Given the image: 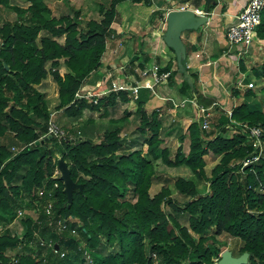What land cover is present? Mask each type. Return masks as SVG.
<instances>
[{"label":"trees","instance_id":"1","mask_svg":"<svg viewBox=\"0 0 264 264\" xmlns=\"http://www.w3.org/2000/svg\"><path fill=\"white\" fill-rule=\"evenodd\" d=\"M28 2L27 8H19L11 0H0V7L14 10L19 17L0 28V220L14 222L18 208L38 207L39 217L37 221L22 218L26 225L23 240L9 229L0 236V264H218L228 245L220 240L223 235L239 240L237 247L229 248L234 256L248 253L246 264H264V156L242 170V161L253 147L239 126L261 127L264 143V103L257 92L246 89L242 103L232 108L231 118L221 112L210 133L202 130L199 121L191 123L185 133L173 123L170 129L180 142L174 155L165 145L171 133L163 135L166 128L160 113L146 111L149 98L142 95L146 89L136 101L141 138L132 139L128 148L123 149L117 128L107 130L99 143L72 139L68 133L62 142L48 139L52 114L39 86L49 76L58 86L56 108L71 117L81 116L85 109L107 114L120 102L131 101L127 91L110 92L97 104L77 100L76 94L102 64L118 5H149L152 0H111L100 21L90 20L83 26L78 15L53 17L44 0ZM213 9L210 4L206 11ZM257 34L264 39V12ZM137 61H131L129 68ZM149 61L145 58L140 67L145 69ZM187 70L192 83L184 78L181 97L192 98L199 106L213 105L214 99L200 92L198 74L188 66ZM163 71L171 73L169 83L175 84L179 70L171 72L166 65ZM255 74L264 79V66ZM257 91H264V86ZM232 94L240 93L234 88ZM128 115L127 111L124 117ZM233 129L239 132L233 134ZM6 137L10 138L2 142ZM186 138L187 153L181 144ZM20 145L25 148L14 155L12 148ZM210 154L220 156V161L208 175ZM61 159L68 164L72 180L82 186L74 190L71 204L64 182L53 178ZM161 165L191 171L193 178L178 177L174 182L186 201L173 198L166 186L151 194ZM203 182L205 193L199 191ZM43 188L54 190L51 216L45 211L51 198L37 194ZM7 213L10 217L3 220ZM183 214L188 225L179 220ZM64 221L67 229L60 230L58 223ZM41 240L53 246H43ZM8 250L14 260L6 256Z\"/></svg>","mask_w":264,"mask_h":264},{"label":"crops","instance_id":"2","mask_svg":"<svg viewBox=\"0 0 264 264\" xmlns=\"http://www.w3.org/2000/svg\"><path fill=\"white\" fill-rule=\"evenodd\" d=\"M69 1L74 3L76 0H68L67 2ZM248 2L249 0H152L149 5L144 3L133 4L130 2L121 4L119 9H117V17L112 26V36L109 38V42H107V49L103 55L102 64L97 71L86 79L81 87L80 93L86 94L90 92L103 97L101 94L109 91L114 83H133L138 78L141 82L144 81L140 77L139 72L143 70L140 67V63L145 58L150 60L146 68L157 64L162 68L169 65L171 72L177 69L179 70L175 53L163 42L162 34L166 30L167 14L176 7L175 5L177 3H188L191 9L199 10L203 13H209L206 11V8L211 4L214 6V9L209 13L210 23L197 31L183 33L182 40L187 50V66L199 76L198 85L200 92L207 98L214 99L213 104H217L216 106H209H214L212 107L214 113L212 123H217L222 114L221 112L227 115L226 111L222 109L232 110V108L241 104L243 101L242 93L239 96L233 95L231 97L227 93V89L228 85L234 79L237 81L242 80V76L238 75V72L242 71V63L245 65V69L250 64L246 61V57L249 54L247 50L249 48L245 50L247 56L244 57L246 59L239 57L237 55L238 52H228L229 43L226 39V31L230 25L236 22V16ZM147 6L151 8L155 6L157 8L159 7V9H152V16L148 19L149 23L142 27L140 25L141 17L144 14L142 7ZM137 7H141L142 9ZM252 47L254 56L261 54L264 56V39H261L258 34ZM133 57H136L138 61L135 63L134 68H129V63ZM242 59L243 62L241 63ZM254 62L256 63V61ZM61 71L64 74L66 69L62 68ZM183 80V75L179 73L175 77V84L172 86L169 81L166 84L156 86L155 91L158 93V96H155L151 90L142 91V95L149 98L148 103L145 105L146 111L153 112L157 110L164 120V127L166 128V131L163 133L164 136L168 135V133H171L170 137L172 138L177 135L175 132L172 133V129H170L174 128L175 124H178L185 133L189 125L197 121V112L190 105L185 109H175L172 104L171 100L177 102L183 99L180 95ZM39 90L47 95L46 101L52 116H54L58 124L65 127L66 130L63 129L70 135V138H86L93 140L95 143H99L105 132L111 130L109 129L110 126L105 128V125L100 124L101 121L99 119V116H101L102 119L107 118L110 121L113 117L110 109L107 111V114L104 112L90 114L87 111L89 109H85L81 116L71 117L65 110H58L56 108L59 104L58 86L50 76L41 83ZM259 100L261 101V99ZM125 104L120 102L118 105L124 108L126 106ZM130 104L127 107L128 111L136 112V102H131ZM120 113H122V110ZM117 115L119 116V114ZM119 120H123L121 116H119ZM110 122L113 121L111 120ZM77 125L80 128L78 131H75L78 127ZM113 126H116L115 128L119 130L121 128L120 123H116ZM233 130V134L239 132L237 129ZM125 136L120 130V138L124 141L123 149L128 148L132 142V140ZM9 138H3L1 141L7 142ZM127 140H129L130 144H126ZM18 147H21V145ZM185 178H193V175Z\"/></svg>","mask_w":264,"mask_h":264},{"label":"rangeland","instance_id":"3","mask_svg":"<svg viewBox=\"0 0 264 264\" xmlns=\"http://www.w3.org/2000/svg\"><path fill=\"white\" fill-rule=\"evenodd\" d=\"M44 1L51 8V14L53 17L54 16L60 17V16H64V15H72V16L78 15V21L81 23L82 26L85 25L90 20L100 21L103 17L102 10L105 9L106 7H109L110 2H111V0H76L74 3H71L70 1L67 2L68 0H44ZM11 3L13 5L18 6L19 8H27L29 5L28 0H11ZM122 4H124V3H122ZM120 5H118L117 9H119ZM137 8H141V7H137ZM142 8L144 9V14L141 17L140 25L142 27H144L143 25L149 23L148 19L150 16H152V13H151L152 9L153 8L159 9V7L157 8V7L153 6L151 8V7L147 6V7H142ZM18 20H19V17H18L17 12H15L14 10L5 8V7H0V28L3 26V24L5 22L14 23ZM191 31H193V30H191ZM63 41H64V39L62 38L61 42H63ZM108 42H109V40H108ZM140 47H142V46L140 45ZM140 47H138V48H140ZM247 52L249 53L248 57H246L247 59L244 57V56H247L245 54V51H243L241 55L237 54L239 57H244L246 59V61L250 63L249 66L247 67V69H245V71L242 70V71L238 72V75L242 76V80H243L244 84H249L251 82L254 83V88H252V90H255L257 92L256 93L257 98L261 99V101L264 103V91H262V92L257 91V90H260L264 86V79H261V80L258 79L256 74H255L256 70H259V69H261L262 66H264V56H262V54L258 55V56H254V50H253L252 46L247 50ZM257 54H259V53H257ZM253 56H254V58H253ZM254 61H256V63ZM242 62H243V59H242L241 63ZM242 65H243V63H242ZM61 73H62V71H61ZM235 80L236 79H234V81L228 85V89H227V93L231 97H233L232 92L234 91V88L236 90H240L239 88H237L238 81L237 80L235 81ZM245 90L246 89L240 90L239 93L243 94ZM131 102H134V101H130V102L126 103L125 104L126 106H124V108L120 105H116L115 107H111L110 110L113 114L112 115L113 117L111 120L113 122H110L111 121L110 119H109L110 121H108L107 118L102 119V117L99 116V119L101 121L100 124L102 123L103 125H105V128L110 126L109 129H114L116 126H113V125H115L116 123H120V125H121L120 130L122 131V134L124 136L126 135L125 137H128L130 140H132L136 137L141 138V136L139 134L140 121H139L138 117H136V114H134L135 111L130 112V115H128L126 118L124 117L125 113L128 111L127 107L131 105L130 104ZM121 110H122V113H120ZM87 111L90 114H96V112L97 113L102 112V111H92L90 109ZM148 112L151 113V111H148ZM117 114H119V116L122 117L123 120H119L121 122L118 121L119 116ZM217 114H219V113H217ZM245 124H247V123H245ZM213 125H214V123H211L209 133L213 131ZM60 126L65 129L64 126H62V125H60ZM77 126L78 127L75 129V131H78V129L80 128L79 125H77ZM147 135H145V137ZM179 143L180 142H179L177 135L173 138L172 137L165 138V145L169 146L171 148L173 155L176 153V150H177V147L179 146ZM126 144H130L129 140L126 141ZM181 144L183 145L184 152L187 153L189 150V139L186 138L184 140V142ZM146 148H147V146H144V151L146 150ZM219 161H220V156H215L213 154H210L207 157L206 173L208 175H210L212 168L216 164H218ZM190 176H192V173L188 168H185V167L169 168V167H165V166L161 165V166H159L157 175L154 179L152 189H151V193L155 194V193L159 192L163 186H166V187L171 189L173 198L177 199L179 202H184L187 200V198L181 196V194L178 193V191L175 188L174 182L178 177H190ZM199 191L203 192V193L207 192L206 184L204 182L200 183ZM129 197H130V195H129ZM29 198H27V199H29ZM2 216L4 218L3 220L10 217L8 213L3 214ZM68 220H73V221L77 222L79 225H81V222L76 218L70 217ZM179 220H180L182 225H188L187 215H185V214L181 215L179 217ZM9 225H10V227H9ZM0 226H4L5 228L9 227L10 228L9 230L14 235H17L20 237L24 236V234L26 233V225L20 219L19 220L16 219L14 222H12L10 224L5 223V222L0 220ZM220 240L223 243L228 244L227 248H225V250H227L229 248L234 249L235 247H237L238 242H239L238 239L230 238L228 235L221 236ZM6 256L9 257L11 260H13V258H14L13 257L14 254L12 253L11 250H8V252H6Z\"/></svg>","mask_w":264,"mask_h":264},{"label":"built area","instance_id":"4","mask_svg":"<svg viewBox=\"0 0 264 264\" xmlns=\"http://www.w3.org/2000/svg\"><path fill=\"white\" fill-rule=\"evenodd\" d=\"M180 1V0H179ZM176 7L172 10H185V9H191L188 3L180 4L177 3L175 5ZM193 10V9H191ZM196 12L197 15H209V13H203L199 10H193ZM264 12V0H249V2L242 7L239 14L236 16V22L230 25L227 28L226 31V39L229 43V49L228 52H238L239 55L242 54L243 51L247 50L253 45L254 40L257 38L258 28L262 23V16ZM167 23V22H166ZM140 77L144 79V81H140L139 79L135 80L133 83H122V84H113L112 88L109 91L103 92L101 95L106 96L110 92H120V91H127L131 95L132 101H137L139 98L140 91L142 89L151 90L152 93L155 96H158V93L155 91V87L160 84H166L169 81L171 73L168 71H163V68L160 65L153 64L149 68H145L139 72ZM239 89H252L254 88V83L251 82L249 84H244L243 80L238 81ZM101 96L98 94H92L90 92L84 94L80 93V91L76 94V99H86L90 103L97 104L98 99ZM172 104L175 109H185L189 105L194 108L197 112V121L201 122V128L204 131H209L211 127V123L214 117V113L212 111V107L216 106L217 104H213L214 106L206 108L203 106H199L197 102L192 98L182 99L180 101H174L171 100ZM222 109V108H220ZM227 116L231 118L232 116V110H225ZM241 126L240 132H244L247 137L251 140V144L253 147L252 154L247 157L245 160L242 161V170L245 167H248L250 165H253L255 163H258L259 160L264 156V143L262 139L263 135V129L259 126H252L249 124H239ZM45 137H52L56 140L62 142L67 138V132L55 121L54 116L51 115L48 123H47V132ZM25 146L21 147H13L12 152L14 155L19 153L21 150H23ZM60 171L58 168H56V171L53 175V178L60 177ZM58 184H54V188H57ZM39 197H44L48 195L51 200L48 202V204L45 206V211L47 215L51 216L53 211V195L54 190H51L50 192L46 189H40L38 191ZM38 205V202H35V206ZM25 216H30L34 221L38 220L39 217V209L38 207H34L32 209H17V220H22ZM15 219V220H16ZM14 220V221H15ZM73 222V220H70ZM10 227V225H9ZM5 228L4 226H0V236L5 234L6 230L10 228ZM58 227L60 230L67 229V223L59 222ZM73 233H76L74 230ZM20 237V236H19ZM23 237H20L21 240H23ZM41 245H48L53 246V243L47 244L45 241L41 240ZM55 246V252H58V245ZM61 256H64V252L61 253ZM14 260V258H13Z\"/></svg>","mask_w":264,"mask_h":264},{"label":"water","instance_id":"5","mask_svg":"<svg viewBox=\"0 0 264 264\" xmlns=\"http://www.w3.org/2000/svg\"><path fill=\"white\" fill-rule=\"evenodd\" d=\"M167 26L162 37L166 46L173 49L179 68V73L183 75L185 79L191 84L192 79L187 70V50L182 40V35L186 31L199 30L205 25L210 23L209 15H197L195 11L191 9L185 10H170L166 18ZM136 57L132 58L135 61ZM52 139V137H47ZM58 169L61 173V180L65 185V194L68 198V203L71 204L73 201V192L76 189H81V185H77L71 178V170L68 164L63 160H59ZM249 258L248 253H244L241 256H234L230 250H225L218 264H246Z\"/></svg>","mask_w":264,"mask_h":264}]
</instances>
